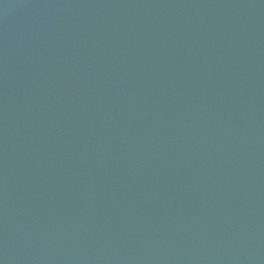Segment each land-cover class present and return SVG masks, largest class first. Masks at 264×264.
Instances as JSON below:
<instances>
[{"label":"water","instance_id":"95a60500","mask_svg":"<svg viewBox=\"0 0 264 264\" xmlns=\"http://www.w3.org/2000/svg\"><path fill=\"white\" fill-rule=\"evenodd\" d=\"M0 264H264V0H0Z\"/></svg>","mask_w":264,"mask_h":264}]
</instances>
